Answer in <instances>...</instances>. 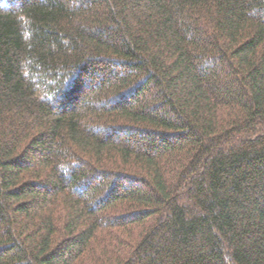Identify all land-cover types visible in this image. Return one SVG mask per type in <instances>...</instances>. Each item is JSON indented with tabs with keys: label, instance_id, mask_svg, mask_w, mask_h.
<instances>
[{
	"label": "trees",
	"instance_id": "1",
	"mask_svg": "<svg viewBox=\"0 0 264 264\" xmlns=\"http://www.w3.org/2000/svg\"><path fill=\"white\" fill-rule=\"evenodd\" d=\"M0 264H264V0H0Z\"/></svg>",
	"mask_w": 264,
	"mask_h": 264
},
{
	"label": "snow or ice",
	"instance_id": "2",
	"mask_svg": "<svg viewBox=\"0 0 264 264\" xmlns=\"http://www.w3.org/2000/svg\"><path fill=\"white\" fill-rule=\"evenodd\" d=\"M68 86H69V88L71 87V85H70V84H69Z\"/></svg>",
	"mask_w": 264,
	"mask_h": 264
}]
</instances>
